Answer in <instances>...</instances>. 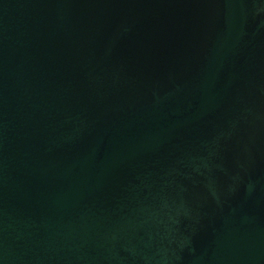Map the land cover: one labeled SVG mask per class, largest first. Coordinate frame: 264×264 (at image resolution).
<instances>
[{
    "label": "water",
    "instance_id": "water-1",
    "mask_svg": "<svg viewBox=\"0 0 264 264\" xmlns=\"http://www.w3.org/2000/svg\"><path fill=\"white\" fill-rule=\"evenodd\" d=\"M0 264H264V0H0Z\"/></svg>",
    "mask_w": 264,
    "mask_h": 264
}]
</instances>
